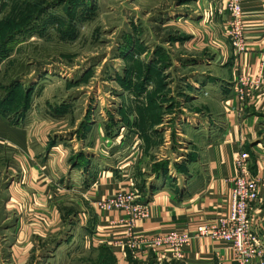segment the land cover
<instances>
[{
  "label": "rangeland",
  "instance_id": "374dc122",
  "mask_svg": "<svg viewBox=\"0 0 264 264\" xmlns=\"http://www.w3.org/2000/svg\"><path fill=\"white\" fill-rule=\"evenodd\" d=\"M219 8V0H0V111L38 126L48 151L66 152L70 171L93 176L102 155L118 166L138 148L139 160L165 173L210 138L209 115L193 110L205 102L190 105L192 73L223 61L187 30L212 33ZM134 175L144 186L147 176ZM78 198L66 200L69 209L56 202L61 215L27 248L15 246L14 218L0 217V264H95Z\"/></svg>",
  "mask_w": 264,
  "mask_h": 264
},
{
  "label": "crops",
  "instance_id": "0c3cea01",
  "mask_svg": "<svg viewBox=\"0 0 264 264\" xmlns=\"http://www.w3.org/2000/svg\"><path fill=\"white\" fill-rule=\"evenodd\" d=\"M241 3L244 52L236 54L226 34L225 0H219L217 18L209 27L212 33L199 27L187 30L193 41H199L204 52L214 49V60L223 63L211 67L212 72L208 74L197 70L192 73L193 79H197L193 81L196 90L190 105L205 102L203 107L198 105L192 109L195 115H209L203 123L212 126L208 130L209 140L200 146L195 158L182 163L177 161L176 166L170 161L165 173L160 174L162 169L153 171L149 163L139 160L138 148L118 166V160H107V156L102 155L103 160H95L97 166L92 169L93 176L70 171L66 152L58 147L48 151L46 135L38 126L15 124L0 114V217H3V224H7L9 217L14 218L18 235L15 246H32L35 241L31 235L43 231V227L52 228L54 217L61 215L56 202H63L61 209H69L65 206L68 205L66 200L76 194L86 205L81 215L83 225L88 224L85 230L91 233L89 248L108 247L116 264H129L128 254L136 264H235L229 242L195 234L199 224H213L227 215L235 160L239 155L249 158L252 175H264V0H241ZM207 75L208 79H200ZM240 76L259 83L246 86L239 95L235 88ZM198 108H203L204 112ZM150 133L152 131H148L149 136ZM94 150L100 153L98 147ZM172 165L175 176L167 174L172 172ZM123 168L128 173L132 170L128 177L120 176L119 170ZM135 168H139L142 177L147 176L144 186L137 187L139 176L134 175ZM129 177L145 212L134 222L133 232L136 235L190 233L193 238L184 248L182 261L171 258L165 249H145L135 254V250L127 246L126 216L119 211L96 209L98 199L125 186ZM37 217L41 218L40 222ZM249 222L255 245L262 250V256L253 258L251 264H264V187L258 200L249 207ZM16 259L25 257L17 255Z\"/></svg>",
  "mask_w": 264,
  "mask_h": 264
},
{
  "label": "built area",
  "instance_id": "2783aa9c",
  "mask_svg": "<svg viewBox=\"0 0 264 264\" xmlns=\"http://www.w3.org/2000/svg\"><path fill=\"white\" fill-rule=\"evenodd\" d=\"M228 11L226 34L232 41L236 54L246 50L243 34V9L241 0H225ZM259 81H252L247 76H240L235 91L243 94V89ZM248 157L239 155L235 160V174L232 177L230 206L227 215L213 224L202 223L196 228V236L209 237L229 242L232 246V256L235 264H251L255 257L262 256V250L255 245L250 231L249 207L259 198V192L264 187V175H252L248 167ZM98 211H119L125 218V235L127 246L135 250V254L145 249L152 251L166 250L171 258L182 261L184 248L189 245L193 236L185 231L168 233L135 234L134 222L145 215L143 206L137 200L134 182L129 177L125 186L118 188L112 194L98 199L95 203Z\"/></svg>",
  "mask_w": 264,
  "mask_h": 264
},
{
  "label": "trees",
  "instance_id": "16d2710c",
  "mask_svg": "<svg viewBox=\"0 0 264 264\" xmlns=\"http://www.w3.org/2000/svg\"><path fill=\"white\" fill-rule=\"evenodd\" d=\"M149 105V104H148ZM147 105V107H145L146 111L150 110L152 108V105L150 104L149 106ZM145 112V111H144ZM0 114H2L3 116H5L6 118H8L3 112L0 111ZM149 118H152V116H149ZM9 121L12 122V120L10 118H8ZM13 123V122H12ZM18 124V123H15ZM146 137H148V135H146V132L144 131L143 133ZM91 253H96L97 254V258L94 260L95 264H116V259L114 257V255L111 253L110 249H108V247H98L96 249L92 248L90 250ZM127 259L129 260V264H136V262L134 260H132V257L128 254L127 255Z\"/></svg>",
  "mask_w": 264,
  "mask_h": 264
}]
</instances>
